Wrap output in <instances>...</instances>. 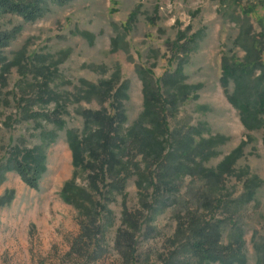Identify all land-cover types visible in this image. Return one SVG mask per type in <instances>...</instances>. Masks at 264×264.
Segmentation results:
<instances>
[{"label":"rangeland","instance_id":"obj_1","mask_svg":"<svg viewBox=\"0 0 264 264\" xmlns=\"http://www.w3.org/2000/svg\"><path fill=\"white\" fill-rule=\"evenodd\" d=\"M42 8L31 20L0 13V33L10 34L0 47V264H223L191 252L193 229L206 224L215 228L201 239L235 254L227 264H264V118L247 128L229 100L233 79L222 83L223 64L264 61V0H44ZM140 70L160 88L152 105L170 129L160 157L133 136L146 116L143 127H154ZM261 73L249 81L257 86ZM121 86L126 143L101 200L112 218L102 212L103 234L80 241L89 223L68 189L100 198L90 171L74 166L66 132L83 137L87 110L115 114ZM44 87L56 99L41 100ZM180 138L190 157L177 158ZM15 147L43 157L37 188L6 168ZM121 232L133 233L134 252L132 241L129 252L117 245Z\"/></svg>","mask_w":264,"mask_h":264},{"label":"trees","instance_id":"obj_2","mask_svg":"<svg viewBox=\"0 0 264 264\" xmlns=\"http://www.w3.org/2000/svg\"><path fill=\"white\" fill-rule=\"evenodd\" d=\"M42 1L44 0H24L21 2L0 0V13L11 12L19 14L28 20L35 19L43 11ZM9 40L10 34L0 33V47L6 45ZM255 43L258 44V41H255ZM260 62L261 61L257 60L255 63L251 62L246 65L241 63H225L222 67V83L227 85L229 79H233L235 83L234 91L230 94L229 100L239 110L243 124L249 129L255 126V122H258L260 114H262L264 118V61ZM257 69H262V73L260 74L259 82L256 83L257 86H255L249 81V76L250 73ZM48 73L50 74V72ZM139 73L142 76V82L145 88V102L147 107H149L148 110H146V114L150 116L154 127L153 130H147L146 127H143V120L148 117L146 116L144 119H141V121L139 120L138 124L136 123L133 127L132 131H136L133 133V136L139 138L140 148L142 150H146V153H157L155 157H160V154L165 150L162 145L163 141L166 140V136L170 134L168 122L162 113L163 109H157L158 106L154 107L152 105L154 104L153 101H158L160 88L158 86L155 88L151 80L145 76V72L140 70ZM45 77L47 76L45 75ZM260 83L261 85L259 86ZM44 86H46V83H44ZM45 90L46 87L43 88V97L45 99L41 97V100L49 102L56 99L54 94L51 92L47 93ZM110 90L111 87H108L105 92L109 93ZM123 95V86H121L114 93V97H116L115 99L117 101L114 107L115 114L108 113L105 108L98 111L87 110L84 112L85 131L82 138L76 130L69 129L66 132L68 144L72 150L74 166L76 168L83 167L85 170L90 171L89 178L91 187L100 198L99 201L93 200L92 194H89L84 188L74 183H71L68 189V200L78 209H81L82 215L87 218V223H89V225L83 224L84 231L80 241L88 238H90V241H97L96 236L103 234L104 225L106 223L100 226L97 225L98 221H100L99 218L102 212L107 214V223L112 218V211L107 207L106 203H103L101 200L105 201L110 188L115 187L114 184L106 183L105 178L109 170L113 171L116 166L120 164L119 152L121 151L122 145L126 143V139L120 134L117 127L118 124H121L126 119L125 114L120 109L121 103L118 100V98ZM62 126L63 125H60V127ZM177 134H179L178 131ZM177 144L180 145L179 147L177 146V149H181V155L177 158L191 156L192 153L190 150H192V148L187 144L184 146L185 143L181 141V138L177 141ZM86 152H88L93 161H88L86 159ZM101 152H104L105 156H102ZM11 155L6 168L16 171L30 187L37 188L39 175L45 170L43 157L39 155L37 149H25V151H23V149L15 147ZM171 156V154L167 155V158ZM183 166L184 164L178 163L177 170L182 169ZM166 168H168V166L164 168V171ZM125 218L126 220L132 218V221L128 222V227L132 228L133 232V229L136 227L134 226L135 219L128 213L125 214ZM209 226V224H206V226L195 227L193 229V233L196 238L198 237V240L195 241L196 243L191 244V252H194L196 255H204L205 259H217L223 264H227L226 258L233 259L235 255L233 252L229 255H222L218 246H212L201 239L210 240V234L214 230L215 225H213V229L211 227L209 228ZM122 236L129 242L128 244L126 243L123 245ZM133 240V233L121 232L116 243L122 250L129 252L131 247L130 242L132 241L131 244H133L134 252ZM182 248L186 249L183 246ZM97 250L98 249H95V252H97Z\"/></svg>","mask_w":264,"mask_h":264}]
</instances>
